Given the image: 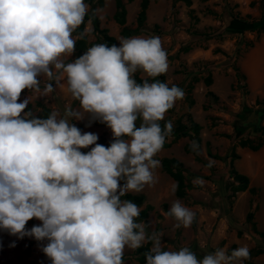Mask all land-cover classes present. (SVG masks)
<instances>
[{
  "label": "clouds",
  "instance_id": "clouds-1",
  "mask_svg": "<svg viewBox=\"0 0 264 264\" xmlns=\"http://www.w3.org/2000/svg\"><path fill=\"white\" fill-rule=\"evenodd\" d=\"M88 9L85 0H0V230L41 242L50 264H124L126 248L148 243L146 264H243L250 258L247 246L230 254L218 247L202 259L189 247L164 250L162 234L138 220L141 207L121 199L156 182L155 157L173 127L160 121L185 93L176 85L134 78L138 71L151 78L167 72L158 36L94 44L65 63ZM42 76L66 80L79 108L68 105L60 118L52 112L46 119L25 111L30 99H20L23 90L40 96L54 91L52 83L41 90ZM85 115L111 130L109 146L70 123ZM167 215L177 228L195 219L178 199ZM34 218L40 224L27 228Z\"/></svg>",
  "mask_w": 264,
  "mask_h": 264
},
{
  "label": "rangeland",
  "instance_id": "rangeland-1",
  "mask_svg": "<svg viewBox=\"0 0 264 264\" xmlns=\"http://www.w3.org/2000/svg\"><path fill=\"white\" fill-rule=\"evenodd\" d=\"M126 8V22L118 24L114 0H85L89 15L99 19L100 27L116 39L158 36L167 53L168 70L155 80L176 85L184 90V98L167 111L160 124L171 121L172 131L179 123L189 124L191 118L200 126L198 139L192 136L166 137L162 150L155 159L160 166L154 170L155 183L138 193L144 196L140 206L150 205L146 221L149 232L162 234L164 250L175 251L189 247L198 258L224 247L232 249L247 246L250 258L243 264H264V0H148L146 18L138 26L137 15L142 0H122ZM140 32L124 37L122 27ZM85 47L98 44V35L90 19L84 21ZM82 32V33H83ZM74 40L80 38L72 34ZM77 51L65 63L76 59ZM136 74L154 82L142 71ZM210 76V84L205 78ZM40 88L52 83L54 91L40 96L25 89L20 99L29 97L25 111L33 117L46 119L52 112L57 118L65 107L79 108V101L67 93L66 80L60 83L39 77ZM258 115L257 121L255 115ZM71 120L82 132H94L110 144L112 132L105 126L81 127L88 119ZM251 117L248 124L243 121ZM31 118V117H30ZM140 123V122H139ZM137 123V126H139ZM99 139L97 143H99ZM252 144L262 141L257 150L240 146L239 140ZM198 146L195 150L192 144ZM89 148L81 149L87 152ZM238 155L232 166L248 176V186L231 195L235 184L229 177L230 152ZM208 151L221 158H212ZM174 157L182 163L185 175V195H176V181L161 166V159ZM211 165V166H209ZM175 186V187H174ZM180 200L195 213L190 227H175L167 215L172 203ZM252 212V219L246 215ZM40 224L31 219L26 227ZM261 233V234H260ZM15 246H10L12 242ZM34 238L18 239L0 230V264H50ZM152 245H150V248ZM256 249L263 252L254 255ZM124 264H140L134 250L125 249ZM146 264V263H144ZM239 264V261L236 262Z\"/></svg>",
  "mask_w": 264,
  "mask_h": 264
},
{
  "label": "trees",
  "instance_id": "trees-1",
  "mask_svg": "<svg viewBox=\"0 0 264 264\" xmlns=\"http://www.w3.org/2000/svg\"><path fill=\"white\" fill-rule=\"evenodd\" d=\"M102 1V0H101ZM131 1V0H128ZM189 1V0H187ZM115 2V13L113 15L114 20L120 24V25H124L126 22V8H125V4L122 0H114ZM147 4H148V0H142L141 4H140V11L137 15V23L138 26L142 25L143 22L145 21L146 18V8H147ZM90 19V22L92 24L93 30L97 33L98 35V42L100 43H104L107 46H112V45H117L116 43V39L109 35L107 33V29L105 28H101L100 27V23H99V19L95 16V15H89L87 14L85 17V20ZM83 28H84V23L80 25V27L76 30V32H74L73 34H77L79 35L80 33L83 32ZM140 32L137 28L136 29H129L126 26L122 27L121 30V34L124 37H128L132 34L138 33ZM85 42H86V38L85 36H83V38H79L76 41V51H77V57H79L80 55H82L88 48L85 47ZM162 75H160L159 77H161ZM134 78L136 79L137 83H142L143 80L138 76V74H135ZM152 79H156L152 78ZM212 81L210 76H207L205 78V83L206 84H210ZM168 111H171V109H169ZM189 124H183V123H179L175 129H173L172 131V135L174 136V138L180 137V136H192L191 133H193L195 135V138L198 139V133H199V129L200 126L198 123L194 122L191 118L188 119ZM140 121L138 120L137 123H139ZM90 125H97V126H105L106 124L99 122L98 120H92L90 122V118L88 117V119L85 122L80 123L81 127H87ZM163 127V124L161 125ZM99 144H102L104 146H109V144L107 142H105L104 137H100L99 139ZM239 145L244 147V146H248L249 148H251L252 150H257L261 145H262V141L256 143V144H252L250 140L248 139H241L239 140ZM208 154L210 157L212 158H217L220 159L221 157L218 154H213L210 151H208ZM238 158V155L234 152V150H232L230 152V170H229V177L232 178V180L235 182V184H233L231 186V195H234L236 192L238 191H243L247 188L248 186V176H246L245 174L239 173L233 166H232V161L234 159ZM161 166L163 168V170L168 173L175 181H176V195L178 197H183L185 195V189L187 186V184L185 183V175H184V169L182 166V163L177 160L174 157L168 158V157H164L161 159ZM121 183H123V181H121ZM122 200H131L133 203L137 204L138 206H141L144 202V196L142 194H133V193H127L126 195L121 197ZM142 211L138 217L139 221H146L147 217H148V213L151 209L150 205H145L143 208H141ZM252 212H248L246 215V219L247 221H250L252 219ZM261 234V233H260ZM262 236H264V234H261ZM150 245L151 243H148L140 248H137L134 250V254L136 255V259L140 264H144L146 263L145 261V253H147L150 249ZM263 250L262 249H256L253 254L254 255H258L260 253H262ZM48 259V258H47ZM124 259V257H123ZM49 260V259H48ZM50 263V261H49ZM3 264H13L11 261H6Z\"/></svg>",
  "mask_w": 264,
  "mask_h": 264
},
{
  "label": "water",
  "instance_id": "water-1",
  "mask_svg": "<svg viewBox=\"0 0 264 264\" xmlns=\"http://www.w3.org/2000/svg\"><path fill=\"white\" fill-rule=\"evenodd\" d=\"M253 115H255V114H253ZM255 120L257 121V118H258V115H255ZM250 120H252V118L251 117H247L244 121H243V123L244 124H248L249 122H250Z\"/></svg>",
  "mask_w": 264,
  "mask_h": 264
}]
</instances>
